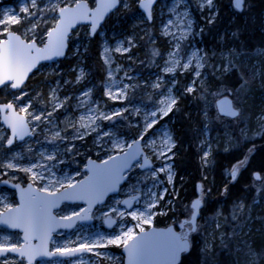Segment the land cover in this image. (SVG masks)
<instances>
[{
  "label": "snow or ice",
  "instance_id": "snow-or-ice-1",
  "mask_svg": "<svg viewBox=\"0 0 264 264\" xmlns=\"http://www.w3.org/2000/svg\"><path fill=\"white\" fill-rule=\"evenodd\" d=\"M195 2L201 12L207 11L208 15L204 18L209 23L214 22L219 12L217 0ZM230 2L237 12L247 5V0ZM122 9L125 13L144 10L146 17H138L134 27L144 24L145 19L149 22L155 20L154 0H95V7L88 0H19V11L8 10L0 15V90H9L8 94L12 96L11 100L0 103V119L11 129V136L3 138L11 147L0 151V185L9 186L13 195L19 196L18 203L7 196L0 198V225L15 230L14 235L5 234L0 239L2 264H81L79 258L87 253H95L97 257L108 256L109 252L102 251V246L104 249L122 246L119 264H182V254L194 246L193 238L189 241V234L198 227V211L205 202V185H198L202 189L201 197L191 201L190 207L185 205L183 209L175 210L174 223L179 225V230L172 224L165 228H147L158 211L167 214L171 205L184 203L183 200L169 199L164 202L161 199L163 193L170 196L171 192L177 191L174 185L170 190L163 177L171 183L176 175L174 158L178 155L179 141L165 134L158 145L154 135L151 138L146 135L149 129L158 124L161 114L168 115L174 108L179 111L183 97L191 94L202 101L204 117L224 126L229 145L225 151H231L241 144L248 145L255 135L264 139V121L259 117L256 118L258 131L249 135L253 117L246 110L245 103L252 91L251 84L257 78V69L252 67L244 71L243 62L236 63L242 55L241 51L221 48L220 68L226 72L238 68L239 78L231 86L209 83L208 72L202 70L208 65L212 66L213 71L216 70L213 57L217 52L196 48L191 43L196 36L203 34L204 28L200 26V32L194 31L190 5L185 0H174L168 8V12L181 22L175 32L172 31V18L161 21L163 34L169 37L170 45L162 72L171 75L155 73L154 79L150 76L141 82L136 74L125 70L131 65L117 64L118 69L124 70V77L116 82L115 73L111 70L114 61L112 54L126 52L129 53V60L135 59L132 49L138 41L134 34L124 35L123 32L113 31L115 46L109 45L107 39L100 46V55L108 65L107 77L113 81L111 85L105 83L106 95L113 100L123 99L126 103L108 107L105 102L103 106L95 107L101 102L93 98L91 87L61 96L60 88L63 85L81 82L85 76L82 66L84 53L89 51V45L95 38L111 27L112 13L120 15ZM78 22H87L83 24V32L77 30L81 26ZM11 24L19 25L25 32L10 27ZM29 32L30 36L26 34ZM238 34L239 30L233 32V36ZM81 36L84 39L73 49L74 39ZM218 39L222 45L225 43L223 34ZM69 53L77 58L71 70L78 69L79 74L74 81L71 78L62 81L61 74L65 69L61 67L63 61L60 58H67ZM159 55L160 50L153 47V64ZM33 69L37 73L47 72L57 77L54 85L52 81H47L45 85L51 91V105L47 100L43 106L40 105L39 92L36 93L37 99L28 98L25 80ZM179 73H183V77H179ZM259 75L264 87V71ZM149 88L154 90L152 95H148L152 101L151 107L147 108L143 99L139 104L134 103L138 95L143 96ZM11 90H17L19 96ZM156 96L161 97L160 103H156ZM19 97H24V100ZM72 97H77L75 107L82 111L78 118L72 113L65 117L71 129L68 131L60 127L53 113L57 109L67 111ZM49 106L51 111L48 110ZM133 116H143V122ZM261 116H264V112ZM121 120L126 121V125H121ZM105 121L108 123L105 124ZM240 125L243 127L239 128V135H233V126ZM210 126L204 125L205 128ZM120 127H127L131 142L119 131L112 130ZM41 137L51 150L41 148L33 153V147L42 143ZM14 141L29 145L25 155L14 151ZM211 143V140L199 141L205 174L210 164L208 158L213 154L209 148ZM134 145L138 146L133 148ZM125 148L129 151H124ZM256 149L254 143L247 146L230 165L232 182L238 179V171L248 165ZM93 153H96L95 158ZM154 155H158V167ZM65 168L70 171H64ZM137 168L142 174L136 183L140 190L128 193L124 184ZM141 184H147V189H141ZM253 186L256 187V197L264 199V167L251 171L250 182L245 187L251 190ZM68 202H83L84 206H73ZM236 207L234 205L233 219H238ZM238 207L244 210L247 204L240 203ZM181 211L185 218H181ZM97 213L112 231H92L91 225L85 230L78 223L94 219ZM108 213H112L111 217ZM129 216L136 221L133 227H128ZM74 225L83 231V235L75 232L74 240L66 239L61 243V234L56 230L73 229ZM204 235H207L206 230ZM221 235L223 244L224 234ZM249 248L251 256L264 259V250L255 252ZM204 252L207 254V248ZM37 257L40 259L37 260ZM89 264L96 262L90 259Z\"/></svg>",
  "mask_w": 264,
  "mask_h": 264
},
{
  "label": "rangeland",
  "instance_id": "rangeland-1",
  "mask_svg": "<svg viewBox=\"0 0 264 264\" xmlns=\"http://www.w3.org/2000/svg\"><path fill=\"white\" fill-rule=\"evenodd\" d=\"M224 1L225 0H217V3L219 5V12L217 14L215 21L209 23L208 20L204 18L205 16L208 15L207 11L201 12V10L196 6L195 0H185V2L190 5V9H189L191 13L190 18L194 22L193 23L194 31L200 32L201 31L200 26H203L204 28L203 34L196 36L194 40L191 41V43L194 44L196 48L206 49L209 52L215 50L217 52V55L213 57V61L216 65V70L213 71L211 65L206 66V69L202 70V71L206 70L208 72L207 80L209 83L213 84L214 86L225 84V81H227L226 77L229 78L233 77L234 81H237L240 74V70L238 68H233L231 72H226L224 69L220 68L221 59L219 54L221 48L224 49L236 48L240 50L242 55L237 58L236 63L240 64L241 62H243L244 71H248L252 67H255L257 69L258 72L257 78L251 84L252 91L245 102L246 110L250 111L253 117L250 126L251 131L249 133V135H252V133L258 131L256 118L259 117L262 121H264V116H261V113L264 112V87L261 86V77L259 75L261 71H264V14L261 15V20H260L261 27L260 30H258L259 33L256 37L258 44L252 46L250 44L251 42L250 37L252 34V30L250 27H248V30L246 32V27L243 26L244 22L249 23L248 14L251 13V7H252L250 0H247V5L245 9L239 12L235 11L231 7V2L226 9L221 10ZM88 3L93 7L95 6V0H88ZM173 3L174 0H162L158 2V4L155 6L156 8L155 20L148 22L145 19L144 24H138L135 25V27L133 25L135 24L137 18L144 16L140 10L136 12L125 13L122 9L120 15H116L115 13H112L111 27L102 36H98L101 44L105 39H107L109 45L113 47L115 46V38H113L112 36L113 31L123 32L124 35L134 34L136 40L138 41V44L134 46V48L132 49V53L136 57L135 59L129 60L128 59L129 53L126 52L112 54L114 57V61L111 66V70L115 73L116 82H118L120 79L124 77V70L118 69L117 64L124 66L131 65L132 66L131 68L125 67V70L129 71L130 73L136 74L137 80H140L141 82L145 79H148L150 76H152L154 79L153 74L155 73H159L161 75H171L162 72L163 63L167 59V52L170 50V45L168 43L169 37L163 34L161 21L166 22L168 18H172L174 20V25L172 28L173 32H175L177 26H180L181 23L180 20L176 19L174 15L168 12V8L171 7ZM161 6H163V15H161ZM8 10L19 11V0H0V15H2L4 11H8ZM228 19L230 20L228 21ZM250 21L251 22L248 25L251 26L253 24L254 26L253 25L252 26L255 27L257 24V19L250 18ZM10 27L14 29H19L21 33L25 32V29L19 28V25L17 24H11ZM77 30L83 32V25L80 26ZM236 30H239V34L237 36H233V32H235ZM155 33L157 34L156 36L154 35ZM26 34L28 36L31 35L30 32ZM221 34L225 36V43L223 45L219 42L218 39ZM83 39H84L83 36L74 39L73 49L75 45L80 43V41ZM153 47L158 48L161 52V55L155 57V64L152 63ZM101 50L102 49H100V52ZM81 51H83V49H81ZM100 58H101L102 66L105 71L104 72L105 78L103 82L99 83L97 80H94L91 72L92 67H86V65L84 66L82 64V66L85 69V76L82 78L81 82H73L67 85H63V87L60 88V95L63 96L65 94L83 91L86 87H91L93 88V93H92L93 98L101 102L95 105V107H101L104 105L105 102L108 107L123 106L126 103L125 100L123 99L113 100L110 96L106 95L105 83L111 85L113 81L107 77L108 65L104 63L103 57L101 55ZM76 60L77 58L71 56L70 53L67 58H64L62 60L63 63L61 64V67L65 69V72L61 74L62 81L63 79H69V78H71V80L74 81L75 76L79 74L78 69L75 71L71 70L72 65L76 63ZM140 61H143V63H141ZM179 77H183V73H179ZM56 79L57 77L51 73H47V72L37 73L35 71L34 74L30 77V80L26 84L28 86L26 89L28 98L37 99L36 93L39 92L41 94L39 97L40 105L43 106V102L45 100L49 101V105H51V101H52L51 91L50 88L46 87L45 85L47 81H52V84L54 85ZM8 91L9 90H0V103H5L8 100L12 99V96L8 94ZM129 91L131 92L132 90L129 89ZM153 91L154 90L149 88L147 93H145L143 96L138 95V98L134 100V103L139 104L140 100L143 99L146 107L150 108L152 101L148 99V95H152ZM15 93L17 96H19L18 91H16ZM113 94L116 95L114 88H113ZM187 96L190 97V99L194 102V108L193 110H190V112H188L186 118L190 119L189 121L191 124V131L192 134H194L195 141L192 142L191 148L193 149V143L197 142L196 152L197 154H199L198 156L195 157V163L199 171V174L196 175L197 176L196 182L200 181V183L205 185V189L203 190L204 191L203 198L205 202L202 203V208L200 210V217L197 221L198 227L190 235L189 241L191 242L192 237L195 236L197 238V245L200 246L199 249L201 250L202 248V250H204L205 248H207L208 251V249H210L217 241L220 242V244H222L221 243L222 233L224 234L223 235L224 238L225 233L234 232V234L239 238L238 241L236 242L237 243L236 250L240 252V261L238 264H264V259L260 260L259 257L256 255L251 256V251L249 248L251 247L254 250L249 240L252 238V233H255L256 227L260 228L261 232L264 233V199H262V201L255 200L253 202V205H256L255 207L254 206L247 207L244 210L238 207L240 203H243V201L238 199L233 203L231 208L229 207V212H228L229 214L224 213L221 207L214 208V205L212 204V200L209 198V194H208L209 189H207L208 187L206 188V184L204 182L206 179V174L204 173V166L201 163L202 152H199V147H200L199 141L200 139L211 140L212 143L209 146L211 152L217 148L226 149L229 147V145L227 144V137L224 135L225 128L223 125H220L218 122H217L218 127H214L213 123L210 122L206 117H204L203 113L201 112V108L203 107L202 101L196 99L191 94H188ZM186 98H187L186 96L183 97V99ZM19 99L24 100V97H19ZM76 99L77 97H72V102L69 105L67 111H64L63 109H57L56 112L53 113V115L56 117L57 121L59 122L60 127H63L68 131H71V129L68 128V120L65 119V117H68L69 113H72L76 115L78 118L80 112L82 111L76 109L75 107ZM155 101L156 103H160L161 97L156 96ZM48 110L49 111L52 110L51 106H49ZM213 115H215L214 111H213ZM133 118L140 119L141 122H143V116H133ZM159 121L160 123L153 128L154 130L149 129V133L146 134L148 138H151V136L154 135L158 145L160 144L161 140L164 138L165 134L172 135L176 138V133H175L176 127L173 126L177 122L175 113L170 112L168 115L161 114ZM104 123L107 124L108 122L105 121ZM119 123L121 125H126V121L121 120L119 121ZM199 124L202 125V127H200L198 130ZM205 124H210V125L212 124L213 126L205 128L204 127ZM240 127H243V125H240L238 127L233 126L232 134L234 135L239 133ZM112 130L119 131L120 135H123L126 140H129V136L127 135L128 133L127 127H120L119 129L113 128ZM7 136H9V130L1 123V119H0V151H3L4 149L11 147V146H7L6 141L3 139L4 137ZM255 137H259V135L253 136V138ZM41 140H42L41 144H36L33 147V153H37L41 148H48L49 150H51L50 145L47 142H44L42 137ZM85 140L87 141L88 138L86 137ZM129 142L131 141L129 140ZM14 144H15L14 151H19L21 152L22 155L26 154V149L29 146L28 144H26L23 141H19V142L16 141ZM169 147H171V145H169ZM126 150L127 148L124 149V151ZM92 155L93 158H95L96 153H93ZM153 159L156 160V166L158 167L159 166L158 165L159 163L157 164L158 155H154ZM208 159L210 161V164L208 165V170H210L211 155ZM64 171H70V169L65 168ZM175 171H176V175L174 176L173 181L171 183L167 182L166 177H163V179H164V183L168 185V188L170 190L174 185L177 191L171 192L170 196L168 193H163L161 199L164 202H167L169 199L178 202L183 200L184 203L171 205L170 206L171 210L168 211L167 214H162L158 211L157 214L152 218V223L146 226L147 228L166 227L169 224L172 223L175 224L174 223V218L176 215L175 210L177 208L183 209L185 205L190 207L191 201H193L196 198L195 193L187 198L188 190L187 188H185V185L188 181V178L182 174H177L176 169ZM231 171H232L231 167H227L224 170L225 178L230 177ZM61 174L62 173H58V175ZM21 175L24 174L21 173ZM141 178H142L141 170L137 168L136 170H134L132 174H130L127 183L124 184V187H127L126 191L128 193L139 191L140 190L139 185L136 183ZM147 186H148L147 184H141L140 188L146 190ZM0 195L3 197L7 196L8 199L10 200L15 199V201L18 203L16 199V194L13 195V191H11L10 188L5 185H0ZM75 204H79L80 207L84 206L80 203H72L73 206H75ZM234 205H237L236 215L238 219H233ZM217 213H219V215H217ZM179 214L182 218H185L183 211H181ZM108 215L109 217H111L112 213H108ZM169 215L171 216V220L169 222H166L165 225L156 224L157 219L164 218ZM127 219L130 221L128 227H133L136 224L135 219H133L132 217L129 216L127 217ZM255 221L257 222V224H254ZM81 224L83 225L85 230H87L88 226L91 225L92 231L99 230L101 233L112 231V229L105 224L104 220L100 218L99 213L96 214V217L92 220L91 223L89 224L81 223ZM199 225H201L202 231ZM116 230L118 231L119 229L117 228ZM135 230L138 231V229ZM204 230L207 231L206 236L204 235ZM0 231H7V235L9 236L14 235V231L2 227L1 225H0ZM57 232L61 234L60 236L61 243H63V241L66 239L74 240L75 232H80V234L83 235V231H81V229L77 228L76 226L71 230H59ZM104 250H107L109 252V255L105 256V258L102 260H98L96 264H119V258L122 253V246H112L110 249H104Z\"/></svg>",
  "mask_w": 264,
  "mask_h": 264
},
{
  "label": "trees",
  "instance_id": "trees-1",
  "mask_svg": "<svg viewBox=\"0 0 264 264\" xmlns=\"http://www.w3.org/2000/svg\"><path fill=\"white\" fill-rule=\"evenodd\" d=\"M252 7L251 13L248 14L249 23L250 18L257 19L256 28L252 25L249 26V23L244 22V27H246V32L248 27L251 28V42L252 46L257 45L256 37L259 33L261 27V15L264 14V0H250ZM230 5V0H225L222 4V8L226 9ZM230 19H228L229 21ZM157 35L156 33L154 34ZM101 42L99 37L95 38L89 45V51L84 53V65L86 67H92V77L94 80H97L99 83L104 81V68L102 66L100 58V49ZM227 81L225 84L233 85V77H226ZM230 80V81H229ZM234 81V82H233ZM186 99H182L180 102V110L174 113L176 115L177 122L174 127H176V139L179 141L177 145L178 155L174 158L175 169L177 174H182L188 178V181L185 185L187 188V198L194 193L196 194V182L197 174L199 171L195 163V157L198 156L196 152L197 142L193 143V149L191 148L192 142L194 140V134L191 131L190 119L186 118L188 112L193 110L194 102L186 95ZM214 127H218L217 123H213ZM211 124V126H213ZM202 125L199 124V128ZM219 131V130H218ZM239 135V133L234 134ZM252 143L257 145L256 151L250 157V162L244 168H242L238 175V179L235 182L231 181V177L225 178L224 170L227 167H230L234 161L241 156L245 151V148ZM211 155V165L210 170L207 171L205 184L206 188L209 189L208 194L209 198L212 200V204L215 207H221L222 211L226 214H229V207L233 205L236 200H241L243 203L247 204V207L256 206L253 205L255 200L262 201L256 197V187L253 186L251 190L245 187L246 184L250 182L251 171L253 169H259L264 167V139L260 136L252 138L248 145L241 144L240 146L233 147L231 151H225L223 148H217L212 151ZM202 184V183H200ZM211 184V185H210ZM227 193V194H226ZM252 217V215H251ZM182 218V217H181ZM171 220V216L157 219V225H165L166 222ZM254 224H257L255 221ZM255 233H252V238L249 240L253 246L255 252L264 250V233L261 232V229L256 227ZM230 231V230H227ZM194 240V246L189 250L187 254L182 256V264H238L240 261V252L236 250L238 236L234 232L225 233L224 243L216 242L210 249H208L207 254L204 250L199 249L200 246L197 245V238L192 237ZM192 240V239H191Z\"/></svg>",
  "mask_w": 264,
  "mask_h": 264
},
{
  "label": "water",
  "instance_id": "water-1",
  "mask_svg": "<svg viewBox=\"0 0 264 264\" xmlns=\"http://www.w3.org/2000/svg\"><path fill=\"white\" fill-rule=\"evenodd\" d=\"M160 1H162V0H154V7L158 4V2H160ZM95 7V6H94ZM142 13H143V15L146 17V13L144 12V10H140ZM149 22V21H148ZM81 26L83 25V24H85V23H87V22H78ZM74 27H76V26H74ZM65 51H68L67 49L65 50ZM61 60H63L64 59V57H61L60 58ZM40 63H49V62H45V61H41ZM37 67H39V65H37ZM36 71V69H33V71L32 72H30L29 73V78L28 79H26L25 80V84H27V82L29 81V79H30V77L34 74V72ZM22 88L24 87V85H22L21 86ZM11 91H13V92H16L17 90H11ZM1 123L9 130V136H11V129H10V127L7 125V124H5L4 123V121H3V119H1ZM16 141H14V143H15ZM19 142V141H18ZM7 146H9V145H7ZM138 145H134L133 146V148H135V147H137ZM126 151H129V149H127ZM238 173H239V171H238ZM237 173V174H238ZM230 177H231V175H230ZM200 183H198V184H196V198L195 199H197V198H200V194H201V191H202V189L200 188V187H198V185H199ZM6 186V185H5ZM27 186V185H26ZM25 186V187H26ZM7 187H9V186H7ZM111 195V194H110ZM16 199H17V201L19 202V196H18V194H16ZM107 199V198H106ZM194 199V200H195ZM68 203H70V204H72V203H80V204H82V205H84L83 204V202H68ZM98 206V205H97ZM96 206V207H97ZM201 208H202V205L200 206V210H201ZM200 210L198 211V219H199V217H200ZM93 220V219H92ZM92 220H90V221H84V222H78V223H87V224H89V223H91L92 222ZM198 221V220H197ZM105 222V221H104ZM106 224V223H105ZM107 225V224H106ZM2 227H5V226H3V225H1ZM75 227V225L73 226V228ZM167 227V226H166ZM173 227H175L176 228V230H179V225L177 224L176 226H174L173 225ZM6 228V227H5ZM152 228H165V227H150L149 229H152ZM10 230V229H9ZM59 230H71V229H57L56 231H59ZM12 231H15V230H12ZM193 233V232H192ZM192 233H190L189 234V238H190V235L192 234ZM189 252V251H188ZM187 252V253H188ZM187 253H184V254H187ZM184 254H182V256L184 255ZM40 258L39 257H37V260H39ZM35 263V262H34Z\"/></svg>",
  "mask_w": 264,
  "mask_h": 264
},
{
  "label": "bare ground",
  "instance_id": "bare-ground-1",
  "mask_svg": "<svg viewBox=\"0 0 264 264\" xmlns=\"http://www.w3.org/2000/svg\"><path fill=\"white\" fill-rule=\"evenodd\" d=\"M160 123V121H158V124ZM157 124V125H158ZM156 125H154L153 126V128L155 127ZM159 163V159L157 160V164ZM159 165V164H158ZM3 196H1L0 195V198H2ZM1 233H0V239H2L3 238V236L5 235V234H7V231H0ZM101 250L103 251L104 250V248H103V246H102V248H101ZM105 258V256H99V257H97L96 255H95V253H87V254H85V255H82L79 259H80V262H81V264H85V263H87V264H89V260L90 259H93V260H95V262H97L98 260H102V259H104ZM0 264H2V263H0Z\"/></svg>",
  "mask_w": 264,
  "mask_h": 264
},
{
  "label": "flooded vegetation",
  "instance_id": "flooded-vegetation-1",
  "mask_svg": "<svg viewBox=\"0 0 264 264\" xmlns=\"http://www.w3.org/2000/svg\"><path fill=\"white\" fill-rule=\"evenodd\" d=\"M165 224H166V223H165ZM172 225L176 226L177 224H176V223H175V224L172 223Z\"/></svg>",
  "mask_w": 264,
  "mask_h": 264
}]
</instances>
